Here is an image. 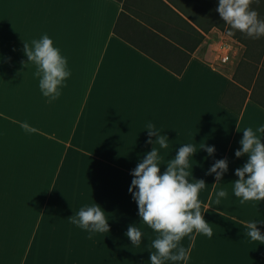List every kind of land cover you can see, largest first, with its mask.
I'll return each mask as SVG.
<instances>
[{
  "label": "crops",
  "instance_id": "crops-1",
  "mask_svg": "<svg viewBox=\"0 0 264 264\" xmlns=\"http://www.w3.org/2000/svg\"><path fill=\"white\" fill-rule=\"evenodd\" d=\"M142 13L137 0H0V264H150L157 234L128 191L132 170L154 147L148 123L169 138L167 149L156 145L162 172L179 147L196 146L189 179L207 183L199 198L213 229L211 238L185 236L188 260L165 264H264V243L245 235L248 223L264 220V201L240 204L231 183L248 159L235 156L243 130L264 124V53L247 77L236 39L230 61L216 64L224 31L213 27L195 45L199 36L178 17L155 29ZM44 34L71 70L51 101L24 52ZM178 61H186L180 74L161 64ZM224 94L240 113L222 103ZM204 144L215 146L212 156ZM223 158L229 168L215 184L207 171ZM221 188L228 195L216 205ZM95 203L109 233L90 234L68 218ZM133 223L144 233L139 245L125 235ZM257 227L264 234V223Z\"/></svg>",
  "mask_w": 264,
  "mask_h": 264
},
{
  "label": "clouds",
  "instance_id": "clouds-1",
  "mask_svg": "<svg viewBox=\"0 0 264 264\" xmlns=\"http://www.w3.org/2000/svg\"><path fill=\"white\" fill-rule=\"evenodd\" d=\"M262 3L264 0H219L215 11L223 20L228 35L240 32L247 38L260 39L264 37V16L259 11ZM24 52L28 57L27 62L36 66L34 76L39 78L42 95L50 101L58 99L61 88L66 86L65 82L71 76L67 57L54 46L53 39L47 34L32 40L31 46L26 42ZM20 126L29 133L37 131L27 122H22ZM145 129H148L147 143L154 144V147L132 170L133 179L128 191L138 204L140 221L157 234L151 239L149 261L150 264L187 261L189 253L181 245L182 239L193 231L209 238L213 235L211 223L204 217L207 210L201 211L202 203L199 198L207 183L204 179H189L193 175L189 170L190 158L195 156L197 149L192 143L183 144L176 155L167 161L166 170L162 172L161 166L165 164L162 163L163 157L159 149L168 148L169 138L160 134V130L152 123H148ZM237 130H241L238 124ZM243 133L240 140L242 147L236 150L235 156L239 158L247 155L248 159L242 167L235 170L238 179L231 182L233 192L240 198V204L247 201L261 202L264 201V124L255 128L249 126ZM153 136H156L155 141L151 139ZM201 149H205L208 156L216 151L215 146L207 144ZM207 158L206 156L205 159ZM228 168L227 158L218 159L208 169L207 174H215V184H219ZM215 195V203L220 205L221 198H226L228 193L221 188ZM68 218L90 234L110 232L105 209L98 203L85 205ZM260 223H264V220L248 223L245 235L252 241L264 243V234L257 227ZM125 235L133 245H139L144 233L133 223L129 225Z\"/></svg>",
  "mask_w": 264,
  "mask_h": 264
},
{
  "label": "trees",
  "instance_id": "trees-1",
  "mask_svg": "<svg viewBox=\"0 0 264 264\" xmlns=\"http://www.w3.org/2000/svg\"><path fill=\"white\" fill-rule=\"evenodd\" d=\"M118 1L122 2V0ZM218 3L219 0H137V7L143 12L142 14H146V16L150 18V21L147 20V23L155 29L170 26L172 23H175L178 17L186 25L191 27L195 36H199L198 40L195 37L196 45L198 41L203 38V33L213 27L226 33L224 22L220 18L219 13L215 11L218 7ZM253 7H255V5H253ZM259 11L261 15L264 16V3L261 4ZM179 13L183 14L187 19L197 25L202 32L199 33L194 29ZM229 36L245 46L243 58L239 62L238 71L246 72L247 77L248 75L253 76L256 68L253 63L259 61L264 53V37L260 39H251L240 32H235L233 35ZM161 64L174 73L180 74L186 65V61L161 62ZM251 65L254 66V69L251 68ZM261 70L264 71V68H261ZM229 86L235 85L233 82H230ZM221 101L236 113H240L241 106L238 105V102L232 96L227 97L224 94Z\"/></svg>",
  "mask_w": 264,
  "mask_h": 264
},
{
  "label": "built area",
  "instance_id": "built-area-1",
  "mask_svg": "<svg viewBox=\"0 0 264 264\" xmlns=\"http://www.w3.org/2000/svg\"><path fill=\"white\" fill-rule=\"evenodd\" d=\"M237 45L238 42L229 36H225L224 38H222L217 49L216 64L219 66L227 64L233 57Z\"/></svg>",
  "mask_w": 264,
  "mask_h": 264
},
{
  "label": "rangeland",
  "instance_id": "rangeland-1",
  "mask_svg": "<svg viewBox=\"0 0 264 264\" xmlns=\"http://www.w3.org/2000/svg\"><path fill=\"white\" fill-rule=\"evenodd\" d=\"M234 39V38H233Z\"/></svg>",
  "mask_w": 264,
  "mask_h": 264
}]
</instances>
